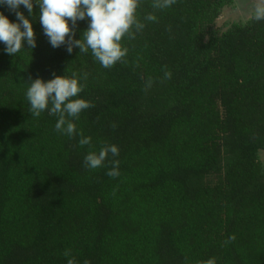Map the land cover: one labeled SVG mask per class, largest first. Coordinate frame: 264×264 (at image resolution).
<instances>
[{
  "label": "trees",
  "instance_id": "trees-1",
  "mask_svg": "<svg viewBox=\"0 0 264 264\" xmlns=\"http://www.w3.org/2000/svg\"><path fill=\"white\" fill-rule=\"evenodd\" d=\"M233 2L139 0L111 68L51 47L35 5L36 47L0 43V264H264V20L217 25ZM83 74L75 134L30 114V79ZM105 144L119 155L88 169Z\"/></svg>",
  "mask_w": 264,
  "mask_h": 264
},
{
  "label": "clouds",
  "instance_id": "clouds-1",
  "mask_svg": "<svg viewBox=\"0 0 264 264\" xmlns=\"http://www.w3.org/2000/svg\"><path fill=\"white\" fill-rule=\"evenodd\" d=\"M174 3L175 0H154L153 7L164 9ZM34 5L39 9V23L51 47L64 46L69 54L74 48H78L79 53L90 50L103 68H111L126 56L128 49L122 45V38H134L133 29L138 32L145 27L137 18L139 0H0V8L6 7L15 16V21H12L0 11V43L4 45L6 54L15 56L25 50V45L28 49L36 47L32 24L36 18ZM21 7L27 11V16L20 10ZM155 19L151 13L144 17L146 21ZM252 19L264 20V0H257ZM84 20H87V28L79 39H75L77 22ZM86 79L87 74L80 77L54 75L49 80L30 79L25 92L30 114L39 117L47 111L49 115L57 117L55 131L72 136L76 133L73 121L79 118L81 112L93 106L79 97ZM90 142V137L79 140L81 145H89ZM109 154L117 157L119 147L105 144L98 152L90 151L84 157V164L88 169L103 167ZM111 165L106 174L118 176L119 161L112 160ZM68 264H74L73 260L69 259ZM207 264H213V261L209 260Z\"/></svg>",
  "mask_w": 264,
  "mask_h": 264
},
{
  "label": "rangeland",
  "instance_id": "rangeland-1",
  "mask_svg": "<svg viewBox=\"0 0 264 264\" xmlns=\"http://www.w3.org/2000/svg\"><path fill=\"white\" fill-rule=\"evenodd\" d=\"M253 3L249 2V5L245 2V7L237 9L234 5L225 7L221 15L217 19V25L222 26L224 23H232L235 20H245L253 14ZM253 8V9H252ZM261 158L264 160V151L261 153Z\"/></svg>",
  "mask_w": 264,
  "mask_h": 264
},
{
  "label": "water",
  "instance_id": "water-1",
  "mask_svg": "<svg viewBox=\"0 0 264 264\" xmlns=\"http://www.w3.org/2000/svg\"><path fill=\"white\" fill-rule=\"evenodd\" d=\"M245 2L247 5H249V2L253 3V8L255 7V4L257 2V0H234V2L232 3V5H234L237 9H242L245 7ZM231 5V6H232ZM252 8V9H253ZM225 9V8H224ZM253 12V11H252ZM252 16L250 15V17L248 19L245 20H233L232 22H246L248 21Z\"/></svg>",
  "mask_w": 264,
  "mask_h": 264
}]
</instances>
